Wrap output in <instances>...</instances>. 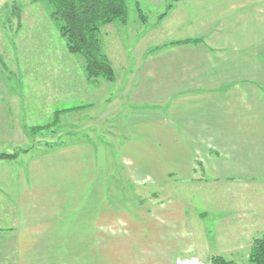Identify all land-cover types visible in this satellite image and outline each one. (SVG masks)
Returning a JSON list of instances; mask_svg holds the SVG:
<instances>
[{
    "label": "crops",
    "instance_id": "crops-1",
    "mask_svg": "<svg viewBox=\"0 0 264 264\" xmlns=\"http://www.w3.org/2000/svg\"><path fill=\"white\" fill-rule=\"evenodd\" d=\"M142 1L157 17L147 38L171 41L141 46L138 77L130 73L122 182L134 192L132 185L146 182L222 192L207 194L211 202L198 208L184 195L152 210L136 205L133 222L116 211H91L78 222L84 198L98 209L108 195L100 144L78 136L50 141L16 179L15 159L0 160L14 166L10 188L0 184V264H202L243 254L248 236L264 234V0L135 6ZM180 41L196 42L170 45ZM138 80L143 88L134 90ZM251 192L258 196L246 200Z\"/></svg>",
    "mask_w": 264,
    "mask_h": 264
},
{
    "label": "rangeland",
    "instance_id": "rangeland-1",
    "mask_svg": "<svg viewBox=\"0 0 264 264\" xmlns=\"http://www.w3.org/2000/svg\"><path fill=\"white\" fill-rule=\"evenodd\" d=\"M126 5L127 23L114 21L104 25L99 32L101 52L107 57L113 72L110 82L103 78H88L83 59L68 52L66 40L59 31L60 23L52 17L53 8L48 1L0 0V154L16 155L13 158L16 179L29 156L42 154L47 147L50 148V141L78 136V139L84 137L100 144V159L106 165L108 176V195L98 201V209L94 205L96 201L84 198V212L78 215V222L91 219V211H116L114 213H121L122 219L128 218L133 222L140 219L135 214L138 212H134L136 205L143 204L152 210L154 205L160 206L161 203L169 206L173 202L168 201L172 196L182 198L184 195L195 203L194 208H198L211 202L207 194L222 192L207 187L198 192L186 185H181L177 191V185L173 183L157 185L147 182L132 185L137 188L134 192L122 182V116L133 101L129 94H125L126 87L134 79L129 77L130 73L138 77L136 64L141 58V46L171 41L168 37L163 38L162 34L147 38L149 27L157 17L143 1L138 9L134 0H126ZM142 27L143 31L140 30ZM138 84L139 80L134 90L143 88ZM73 93H76L74 100ZM61 96H68L63 107L59 105ZM55 107L60 110L54 112ZM12 168L13 165L0 164V184L7 188L11 186L9 174ZM259 189V196L264 197ZM197 192L198 197L191 196ZM251 193L245 195L246 200L252 195L258 196V193ZM73 202L68 201V207ZM173 203L177 204L178 200ZM78 211L81 214L79 206ZM125 211L129 214L125 215ZM112 217L118 222V215ZM213 220L208 221V228L213 227ZM261 234L256 236L264 235ZM249 238L244 243L243 254L222 258L233 264H251L248 253L254 239L249 242ZM202 264H210L209 259Z\"/></svg>",
    "mask_w": 264,
    "mask_h": 264
},
{
    "label": "trees",
    "instance_id": "trees-1",
    "mask_svg": "<svg viewBox=\"0 0 264 264\" xmlns=\"http://www.w3.org/2000/svg\"><path fill=\"white\" fill-rule=\"evenodd\" d=\"M38 2L42 0H31ZM52 8V17L59 23L61 36L66 40L69 53L79 55L84 61L88 78L113 80V72L107 57L101 52L100 29L114 21L124 23L127 18L126 0H46ZM138 9V7H136ZM142 18V15L139 14ZM196 41H180V45ZM16 155L0 154V160H12ZM248 261L264 264V235L255 238L250 245ZM210 264H233L222 257H213Z\"/></svg>",
    "mask_w": 264,
    "mask_h": 264
},
{
    "label": "water",
    "instance_id": "water-1",
    "mask_svg": "<svg viewBox=\"0 0 264 264\" xmlns=\"http://www.w3.org/2000/svg\"><path fill=\"white\" fill-rule=\"evenodd\" d=\"M171 2L175 3V2H178L179 0H170Z\"/></svg>",
    "mask_w": 264,
    "mask_h": 264
},
{
    "label": "bare ground",
    "instance_id": "bare-ground-1",
    "mask_svg": "<svg viewBox=\"0 0 264 264\" xmlns=\"http://www.w3.org/2000/svg\"><path fill=\"white\" fill-rule=\"evenodd\" d=\"M186 264H190V263H186Z\"/></svg>",
    "mask_w": 264,
    "mask_h": 264
},
{
    "label": "built area",
    "instance_id": "built-area-1",
    "mask_svg": "<svg viewBox=\"0 0 264 264\" xmlns=\"http://www.w3.org/2000/svg\"><path fill=\"white\" fill-rule=\"evenodd\" d=\"M185 264V263H184Z\"/></svg>",
    "mask_w": 264,
    "mask_h": 264
}]
</instances>
